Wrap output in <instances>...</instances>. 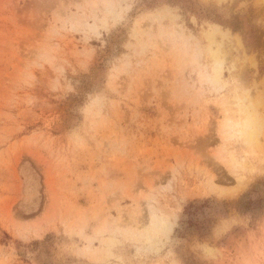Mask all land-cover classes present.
Wrapping results in <instances>:
<instances>
[{
  "label": "rangeland",
  "instance_id": "374dc122",
  "mask_svg": "<svg viewBox=\"0 0 264 264\" xmlns=\"http://www.w3.org/2000/svg\"><path fill=\"white\" fill-rule=\"evenodd\" d=\"M0 264H264V0H0Z\"/></svg>",
  "mask_w": 264,
  "mask_h": 264
}]
</instances>
